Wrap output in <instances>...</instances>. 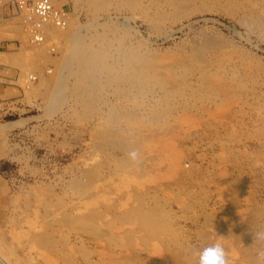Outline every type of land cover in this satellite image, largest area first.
Returning <instances> with one entry per match:
<instances>
[{
	"label": "rangeland",
	"instance_id": "374dc122",
	"mask_svg": "<svg viewBox=\"0 0 264 264\" xmlns=\"http://www.w3.org/2000/svg\"><path fill=\"white\" fill-rule=\"evenodd\" d=\"M51 1L41 44L0 8V256L264 264V0Z\"/></svg>",
	"mask_w": 264,
	"mask_h": 264
},
{
	"label": "built area",
	"instance_id": "2783aa9c",
	"mask_svg": "<svg viewBox=\"0 0 264 264\" xmlns=\"http://www.w3.org/2000/svg\"><path fill=\"white\" fill-rule=\"evenodd\" d=\"M3 7L12 9L26 27L32 44L43 43L46 28L51 25L65 27L69 19L68 11L63 7H54L50 0H0V8Z\"/></svg>",
	"mask_w": 264,
	"mask_h": 264
},
{
	"label": "bare ground",
	"instance_id": "6f19581e",
	"mask_svg": "<svg viewBox=\"0 0 264 264\" xmlns=\"http://www.w3.org/2000/svg\"><path fill=\"white\" fill-rule=\"evenodd\" d=\"M50 2H52L53 3V6L54 7H56L55 6V4H57V3H54V1H51L50 0ZM56 8H58V7H56ZM65 27H67V25H65ZM64 26L62 27V28H60V27H58V26H55V25H51L50 27H48V28H46V31L44 32V38H43V42L45 41V40H47V39H54V38H56V35L55 34H53V35H55V37L52 35V33H53V31L54 30H56V31H59V32H62V31H64V28H65ZM63 29V30H62ZM56 31H54V32H56ZM104 31V30H103ZM57 35L59 34V33H56ZM51 35V36H50ZM60 35V34H59ZM58 35V36H59ZM61 36V35H60ZM66 36V35H65ZM51 37V38H50ZM62 37H63V35H62ZM61 37V38H62ZM69 38H71L70 36H68V39L67 40H69ZM78 38V37H77ZM66 40V41H67ZM71 40V39H70ZM77 41L78 40H76V38H73V40H71V42H70V49H72V50H70L71 52H72V54H80V55H82V57H83V55H87V56H89V55H93V53H91L90 51H89V53L90 54H87V52H84L85 50V47H83V46H81V45H79V43H77ZM69 42V41H68ZM84 52V53H83ZM99 52V51H98ZM102 53V52H101ZM96 55H98V54H96ZM82 59V58H81ZM83 61H84V59H82ZM71 62V61H70ZM71 64V63H70ZM91 64V63H90ZM92 65V64H91ZM95 65V64H94ZM83 66V65H82ZM96 66V65H95ZM89 67V66H88ZM92 69H93V67H91ZM95 68V67H94ZM97 68V67H96ZM89 70H91V69H89ZM97 70V69H96ZM190 73V72H189ZM87 75V74H86ZM61 80V79H60ZM44 83V82H43ZM168 84V83H167ZM226 84V83H225ZM61 88V87H60ZM129 88V87H128ZM184 90V89H183ZM57 95V94H56ZM157 95V94H156ZM62 97V96H61ZM58 101V100H57ZM66 101V100H65ZM55 102V101H54ZM185 122V121H184ZM144 129V128H143ZM141 137V136H140ZM137 151V150H136ZM161 151V150H160ZM141 153V152H140ZM164 156H166V155H164ZM173 157V156H172ZM166 161V160H165ZM162 162V161H161ZM176 166V165H175ZM176 168V167H175ZM164 173V172H163ZM155 175V174H154ZM160 175V174H159ZM149 177V176H148ZM231 180V179H230ZM124 181V180H123ZM101 182V181H100ZM229 191V190H228ZM235 198V197H234ZM157 209V208H156ZM140 212V211H139ZM103 214V213H102ZM144 214V213H143ZM175 214V213H174ZM59 215V214H58ZM158 215V214H157ZM140 216V215H139ZM106 217V216H105ZM141 217H142V215H141ZM56 218V217H55ZM76 218H74L73 220H75ZM159 218L158 217H156L155 216V213H150V212H148V214L146 213V215L145 216H143L142 217V226L143 227H145L146 228V230H148V232H150V233H146L147 235H151V233L153 232L154 233V230L157 232V229L159 228V220H158ZM163 219V218H162ZM72 220V221H73ZM88 220H90V219H88ZM71 221V220H70ZM81 221V220H80ZM94 221V220H93ZM78 222V221H77ZM90 223V222H89ZM51 224V223H50ZM109 224V223H108ZM165 224V223H164ZM77 225V224H76ZM167 226V225H166ZM236 226V225H235ZM164 227V226H163ZM92 228H93V226H92ZM82 229V228H81ZM100 230V229H99ZM133 230V229H132ZM152 233V234H153ZM124 234V233H123ZM226 235V234H225ZM228 235H230V234H228ZM40 236V235H39ZM126 239V238H125ZM225 240H226V238H224ZM228 239V238H227ZM227 241V240H226ZM237 241V240H236ZM235 241V242H236ZM151 243V242H150ZM113 245V244H112ZM237 245V244H236ZM155 249V248H154ZM1 252V251H0ZM104 253V252H103ZM1 254H3L2 252H1ZM104 255V254H103ZM171 256V255H170ZM175 256V255H174ZM173 256V257H174ZM179 256V255H178ZM160 257V256H159ZM176 257H177V255H176ZM163 258V257H162ZM4 259H6V258H3L2 256H0V260H2V261H4V262H6L7 263V260L5 261ZM169 260V259H168ZM173 261V260H172ZM5 263V264H6ZM174 263V262H173ZM7 264H10L9 262L7 263ZM178 264V263H177Z\"/></svg>",
	"mask_w": 264,
	"mask_h": 264
},
{
	"label": "clouds",
	"instance_id": "9594fccd",
	"mask_svg": "<svg viewBox=\"0 0 264 264\" xmlns=\"http://www.w3.org/2000/svg\"><path fill=\"white\" fill-rule=\"evenodd\" d=\"M132 160H136L138 153L133 151L130 153ZM259 238L264 239V233L258 234ZM198 264H229V254L225 246L221 242H216L204 247L196 253ZM258 258L264 262V251L258 253Z\"/></svg>",
	"mask_w": 264,
	"mask_h": 264
}]
</instances>
